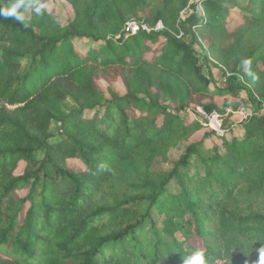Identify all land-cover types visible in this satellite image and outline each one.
<instances>
[{"label": "trees", "instance_id": "16d2710c", "mask_svg": "<svg viewBox=\"0 0 264 264\" xmlns=\"http://www.w3.org/2000/svg\"><path fill=\"white\" fill-rule=\"evenodd\" d=\"M43 1L0 17V264H128L106 252L147 226L131 264H258L264 113L232 119L243 91L264 111V0H69L66 25Z\"/></svg>", "mask_w": 264, "mask_h": 264}, {"label": "rangeland", "instance_id": "374dc122", "mask_svg": "<svg viewBox=\"0 0 264 264\" xmlns=\"http://www.w3.org/2000/svg\"><path fill=\"white\" fill-rule=\"evenodd\" d=\"M69 0H44V6L47 9L48 13H52L56 20L61 23L62 25H66L70 20L73 19V9L71 5L68 3ZM29 10H26V15ZM80 46L83 44L79 43ZM197 51H199V47L196 46ZM26 63L23 64V69L26 68ZM214 74L219 76L218 71H214ZM99 86L105 90V84L103 82H99ZM117 88L119 90H122L120 87V84H116ZM240 99L244 101L245 106H244V115H236L235 118H233V121H236L235 123L238 124V122H241L242 118H245L248 115H254V114H262L264 111H256V106L252 104L246 95V92H240ZM216 103L218 105H221L222 98L217 97L215 99ZM232 101V100H230ZM68 108H71L72 105L71 103H68ZM199 113L196 112L190 113L189 114V120L194 121L197 119V116ZM200 115V114H199ZM199 119V118H198ZM197 119V120H198ZM201 123L202 120H201ZM204 126V125H203ZM234 129V127H233ZM210 129L209 127L205 126L202 127L200 130L194 132L190 138V142H198L201 141L203 143V146L206 150L211 149L214 146H218L219 149H221V141L210 134ZM221 133V128L220 132ZM235 133L236 134H241L240 131H237L235 128ZM209 135V136H208ZM230 136L228 135V138ZM205 152V151H203ZM206 153V152H205ZM71 168L75 170H82V165L79 161L77 160H69L67 163ZM154 216H156V213H154ZM163 217V216H162ZM162 217H160L162 219ZM156 218V217H155ZM157 219V218H156ZM161 219H159L161 221ZM150 227L147 226L145 229L142 230V232L137 233L135 236H132L127 239V241L115 248H113L110 251H107L106 253H111L115 255L117 258L123 259L124 261H127L128 264H131L133 260L139 259L141 254H147L150 252L151 247L153 245L152 238L149 236L150 234ZM180 240H183V238L178 234L176 235ZM191 246L195 247H200L201 241L199 239H191L190 241L187 242ZM218 264H222L218 262Z\"/></svg>", "mask_w": 264, "mask_h": 264}, {"label": "clouds", "instance_id": "9594fccd", "mask_svg": "<svg viewBox=\"0 0 264 264\" xmlns=\"http://www.w3.org/2000/svg\"><path fill=\"white\" fill-rule=\"evenodd\" d=\"M22 6H23V0H18V2L13 4L10 8L0 9V17H3V18L13 17L17 21L23 22L24 16L19 12V9ZM43 7H44L43 5L36 6L35 11L37 13H40ZM25 27H27V25H25ZM242 63L245 67H248V65L250 64V61L244 60ZM183 264H205L204 253L201 251H197L193 253L191 256H188L187 258L183 259ZM258 264H264V250H261L259 252Z\"/></svg>", "mask_w": 264, "mask_h": 264}, {"label": "built area", "instance_id": "2783aa9c", "mask_svg": "<svg viewBox=\"0 0 264 264\" xmlns=\"http://www.w3.org/2000/svg\"><path fill=\"white\" fill-rule=\"evenodd\" d=\"M206 0H190L189 4H192L196 7V10L200 11L202 16H204L203 10L201 8V5ZM162 28V25L159 23L153 30H160ZM127 30L130 32H137L138 30H144V31H150L151 28H149L145 23L138 22V21H131L127 24L126 27ZM181 35V34H180ZM180 35L178 37H180ZM197 113H199L205 120V125L209 127L210 129L214 130L215 132H220L221 128V121L219 117L216 114L207 115L203 112L202 109L197 108Z\"/></svg>", "mask_w": 264, "mask_h": 264}]
</instances>
